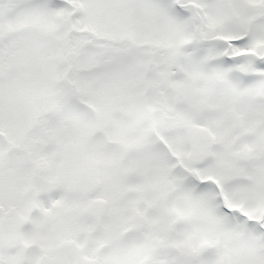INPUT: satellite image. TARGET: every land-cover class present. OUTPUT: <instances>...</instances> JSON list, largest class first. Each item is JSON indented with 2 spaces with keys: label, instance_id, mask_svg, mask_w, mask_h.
<instances>
[{
  "label": "snow or ice",
  "instance_id": "snow-or-ice-1",
  "mask_svg": "<svg viewBox=\"0 0 264 264\" xmlns=\"http://www.w3.org/2000/svg\"><path fill=\"white\" fill-rule=\"evenodd\" d=\"M0 264H264V0H0Z\"/></svg>",
  "mask_w": 264,
  "mask_h": 264
}]
</instances>
